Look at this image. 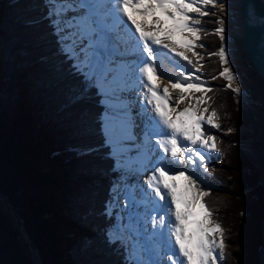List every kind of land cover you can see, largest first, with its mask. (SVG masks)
Returning a JSON list of instances; mask_svg holds the SVG:
<instances>
[{
  "label": "trees",
  "instance_id": "obj_1",
  "mask_svg": "<svg viewBox=\"0 0 264 264\" xmlns=\"http://www.w3.org/2000/svg\"><path fill=\"white\" fill-rule=\"evenodd\" d=\"M49 10L46 0H0V264H35L7 204L42 264H128L109 242L106 208L119 170L101 130L104 97L62 51ZM220 26L215 13L201 18L196 40L197 74L220 124L218 150L202 163L208 194L200 202L223 228L218 264H264L262 173L242 146V102L209 55L228 45L214 34Z\"/></svg>",
  "mask_w": 264,
  "mask_h": 264
},
{
  "label": "snow or ice",
  "instance_id": "obj_2",
  "mask_svg": "<svg viewBox=\"0 0 264 264\" xmlns=\"http://www.w3.org/2000/svg\"><path fill=\"white\" fill-rule=\"evenodd\" d=\"M216 2L217 0H108V14L113 17L114 26L119 28L120 25H124L123 30L127 32V39L124 43L128 47H126L124 53H120L119 51L100 50V45L98 44L100 37H98L96 29L93 27L95 19L94 13L91 12V9L95 7L94 3H90L89 0H48L49 16L54 18L52 19V24L55 27V34L59 38L58 42L62 45V51L65 52L69 59L74 61L73 67L84 77L88 85L96 88L97 94L104 97L101 101L105 106L101 130L104 135V143L111 149L109 154L116 160L118 169L122 166L120 158L124 155L126 141L133 139L132 128L134 126L127 105L121 107L119 117H116V114L111 111L112 104L107 103L111 99V95L106 91V86L110 79H114L113 73L117 70L115 57L118 55L131 54L136 57V60L127 67L126 72L136 74L135 79L144 85L147 93L151 94H145L144 99L146 102L148 104L155 102L152 109L155 115L150 121L152 127L149 131L145 132V136H148L150 131H156L158 135H161L162 139L158 141L159 147L163 149L164 153H170L172 163H179L184 159L186 143L196 146L195 155L199 157L200 161L206 159V156L201 154V149L218 150L216 147V137L210 132L205 135L204 128V125L216 129L220 128V124L213 119L214 117L218 119V113L214 109L211 115L205 118L203 112L208 111L207 107L203 109V112H201L199 107L205 99L203 93L211 92L212 89L208 88L205 90L201 85L188 82L191 76L190 73L189 77H185L183 83L188 88H200L202 96L196 101L195 105L183 108L175 118H172L170 112L176 113L177 107H172L169 112L161 103L162 100L172 99L167 95L168 89L165 88L164 94L161 95L157 87L152 85V75L157 73L155 60L161 53V48L150 46V44L160 45L163 49H167L169 53H175L176 56L181 57L192 67H195L184 52L178 51L174 44L166 43L165 40L170 39L171 33L175 31L188 32L196 40H201L202 37L199 33L202 31V28L198 27L201 25V18L214 15V13L202 10L201 7L194 5L201 4L207 6L211 4L215 6ZM220 7L223 9L225 6L224 4H220ZM128 8H133L138 13L152 14H154L155 9H159L162 15L172 22V26L167 29L168 34L165 36V40H161L156 35L157 32L166 31L162 26L163 21H153L154 24L161 25V27L146 32L143 26L129 15ZM78 9H83L82 17H73V22L64 19L68 12ZM190 13H198L200 18H195ZM84 17L88 18V31L80 32L79 24L74 23V21H78ZM123 17H127V20L123 19ZM128 21L131 23L129 24ZM133 25L135 26L134 31L132 29ZM66 28L75 29V31L65 32ZM136 33H139L138 38ZM214 34L219 35L221 41L226 40L225 28L223 26L216 28ZM78 37L81 43L85 39L88 41L86 47H79L77 44ZM184 46L190 51L196 47L194 42L190 40ZM199 46L204 47L203 44ZM145 52L146 56L143 55ZM194 55L199 54L194 52ZM209 55L218 56L221 64L225 65L219 75L229 82L227 87L232 88L233 83L237 80V76L230 67H227L230 58L225 47L221 46L217 52L209 53ZM200 59H203V57H200ZM195 78L197 80L200 79L198 76ZM181 84L182 81L178 79L172 86L173 88H180ZM233 91L237 93L241 92L240 86L237 84ZM184 99L185 95L182 88L176 101L177 106ZM207 99L211 100V97H207ZM197 113L200 114L197 115ZM181 117H187V119H181ZM117 119L120 125V135L116 134L114 120ZM159 125H163V128H160ZM227 131L231 132L233 129H228ZM188 159L191 160V156ZM165 160L166 157H160L159 163L161 166L153 169L147 183L150 188L154 189L155 196L165 202L159 206L161 209H166L164 215L151 217V222L153 228L157 224L162 227L166 226L171 236H174V243L171 239L168 241V247L171 251L168 259L171 261V264H218V257L223 258L225 250L224 232L219 223L205 227L203 221H195L194 223L197 227L193 230L192 235L187 234L188 218L195 215L193 208L197 204H199L200 208L204 209L205 219L212 215L205 204L200 202L208 193L202 189H197V181L184 172H179L177 176L170 177L168 174L171 169L167 167ZM175 179H183L187 182L184 191H177V186L174 183H170V180ZM119 189V184L113 185L112 191L115 193L113 196L114 202L119 200ZM189 192H198V194H194L189 198L187 195ZM169 197L170 199H168ZM172 205H175V209L172 208ZM181 205H183V209ZM117 206V203H110L106 208V215L111 216V208ZM125 208L132 210L128 212L126 224L123 223L124 217L117 214V221L114 225L115 239H121V233H123L133 241L130 246L126 247L128 264H149L148 259L144 258L146 257L145 249L138 239L141 234L138 228H143L144 232L148 233L147 222L142 221L135 215V199L131 193L125 195ZM165 216L169 217V219L166 220ZM171 217H174V220ZM216 230H219L220 239L217 240L214 237L210 239L207 233L215 232ZM155 236H163V232H152L147 238L152 240V237ZM134 237L137 238L134 239ZM109 242H115L111 234ZM153 250L155 255H159L158 245L154 242ZM217 250L219 251L217 252Z\"/></svg>",
  "mask_w": 264,
  "mask_h": 264
},
{
  "label": "bare ground",
  "instance_id": "obj_3",
  "mask_svg": "<svg viewBox=\"0 0 264 264\" xmlns=\"http://www.w3.org/2000/svg\"><path fill=\"white\" fill-rule=\"evenodd\" d=\"M262 3L264 4V0H261ZM90 3H94L95 7L91 9V12L94 13V19H95V24L93 25V27L96 29V33L98 35V37H100V39L98 40L99 42H103L101 40V37L103 36L104 33L111 31L112 27L114 26V19L111 15L108 14L109 12V8L107 6L108 0H89ZM229 3H221L224 4V8L222 9L220 7V4H218V8L217 6L215 7V11L214 13L217 16V10L218 13L220 15V18H222L223 22L225 23V25L229 26L232 30H235L239 33V35H241V30H242V18L239 12V3L237 0H229ZM232 4L236 5L237 10L235 12H233L231 10L230 6H233ZM129 15L135 19L137 21V23L141 24L144 28V30L146 32L156 29L158 27H161V25L158 24H154L153 21L159 20V21H163V27L165 28V30L167 31V29H169L172 26V22L167 20L166 17L164 15H162L160 10H154V14L152 13H143V12H139L136 15H133L130 11V9H127ZM239 12L238 14V21L235 19L236 16V12ZM232 12V13H231ZM117 15H119V13H117ZM83 16V9H78L76 11H71L68 12L65 16V20L69 21V22H73L72 18L73 17H82ZM218 18V17H217ZM123 19L127 20V17H123ZM219 21V20H218ZM145 22V23H143ZM74 23H78L79 24V31L80 32H87L88 31V18L84 17L83 19H80L78 21H74ZM128 23L130 24L131 22L128 21ZM115 27V26H114ZM116 28V27H115ZM228 28V27H227ZM124 37V41L127 39V32L124 31V25H120L119 28H116ZM132 29L134 31L135 26H132ZM69 31H75V29H65V32H69ZM166 31L164 32H160L158 35V37L161 39V36L163 37V33H166ZM178 33H181L180 31H175L173 32L174 35H177ZM172 34V35H173ZM136 36L138 38V33H136ZM162 40V39H161ZM106 42H103L104 46L106 47ZM150 43V42H149ZM77 44L79 45V47L84 48L87 46L88 41L85 39L83 40V42L81 43L80 38H77ZM150 46L154 47V48H161V53L157 56L160 59L163 58H167L168 59V63L171 67L174 68V75H170V77L166 74H161L160 70H159V62H155L156 63V67H157V73L152 75V85L156 86L159 94L163 95L164 94V89L167 88L168 93H170L171 95L173 94V91L176 89H186V91H184V95H185V99L184 101H181L179 103V105L177 106L176 101H173V99H169V100H162L161 103L164 105L165 109L168 110L170 112L172 107H177V112L176 113H171L170 115L172 116V118H175L178 113L183 109V108H179L182 104L184 105L186 103V100H188L189 98V92L193 89L196 88H188L186 87V84L183 83L185 77H189L188 73L181 69L179 65H182L181 62H179L178 56L175 55V53H169L167 49H163L162 46L160 45H151ZM126 47H128L126 45ZM125 47V49H126ZM111 48H112V52L115 51H119L120 53H124L125 49H122V47L115 41H111ZM226 52L230 58V55L228 52H230V47L228 45H226L225 47ZM108 51V50H107ZM144 56H146V52L143 54ZM116 60V64H117V70L116 72L113 73V77L114 79H110L111 80V86L113 89H115V91H108V93L111 95V99L114 100L113 102H110L111 100L107 101V103L112 104V107L117 109V113L116 117H119V112L121 110V107L123 105H127L128 109L130 110V116H131V120L134 123H137L136 129L134 130V128H132V132H136V134H133V139L127 140L126 141V147L125 149H127L125 153L128 154V161H126L125 163H130L131 166L137 167V175H138V184L134 183V186H139L138 187V191H134L132 189H129L131 192L126 191V193H131L134 196L135 199V215L137 217H139L142 221H146L147 222V228H148V233L144 232L143 228H138V231L141 233L140 236L138 237V239L140 240V242L142 243L144 249H145V255L146 258L149 261V264H171V261L168 259V256L171 255V251L169 250L168 247V241L169 239H171L174 243V236H171V234L168 231V228L162 227L160 225L157 224V226L155 228H153L152 222H151V217H158L159 215H164V212L166 211V209H161L159 208L158 213L155 215L154 214V205L155 204H160L163 205L165 202L161 201L159 197L155 196V191L154 189L150 188L148 186V179L150 177V175L153 172V169L157 166H161L159 163L160 157H166L165 162L168 160L169 162H171L170 159V153L166 154L164 153L163 149H161L159 147V143L158 141L162 139L161 135H158L156 131H150L148 136H145V132L149 131V129H151L152 125L150 124V121L152 119V117L155 115L152 111L153 107H154V103L153 104H148L146 102V100L144 99L145 94L147 95H151L150 93H147V89L144 87V85L142 83H139L136 79H135V75L136 74H129L126 72L127 67L136 60V57L134 55L131 54H125V55H118L115 57ZM177 73H182L181 76L177 75ZM146 79V78H144ZM181 80L182 84L180 88H173V84L176 82V80ZM191 82V81H190ZM193 83V82H192ZM118 87V88H116ZM188 92V94H186ZM114 93V95H112ZM167 93V95H168ZM180 93V92H179ZM192 93V92H191ZM175 94H173L174 96ZM169 96V95H168ZM170 97V96H169ZM184 107V106H183ZM146 109V111H145ZM104 117V115H103ZM181 119H187V117H181ZM138 120H142V129L140 126V123L138 122ZM114 123L116 124V134L120 135V125H119V121L114 120ZM163 128V127H161ZM142 131V132H139ZM195 147L196 146H192L187 148L186 147V152L184 157L188 159L189 156H191V160L194 159L196 157L195 155ZM124 153L125 158L126 154ZM150 158V159H149ZM135 165H132V163ZM180 165H184V163L181 161L179 162ZM186 164V163H185ZM180 168V167H179ZM183 168V167H182ZM180 169L177 170H170L169 171V176H177L178 175V171ZM157 175H159L157 173ZM137 181V180H136ZM178 180H170V183H174L175 185H177L178 183L175 182ZM180 183V182H179ZM133 186V185H132ZM184 186H179V190L180 191H184ZM125 193V194H126ZM125 194L123 197H125ZM170 199V197L168 198ZM125 202V201H124ZM172 208L175 209V205H172ZM120 214H122V216H125V224L127 223L128 220V212L131 211L132 209L129 208H122V203H121V199H120ZM135 219V218H134ZM165 219H169V217L165 216ZM172 220H174V217H171ZM116 223V221L114 222V224ZM195 227L197 226L196 224L194 225ZM163 232V236H155L152 237V240H149L147 237L148 235L150 236L152 232ZM142 236V237H141ZM113 239V237H112ZM115 241H118L117 239H115ZM153 242L156 243L158 245V252L159 255H155L154 254V250H153ZM178 247V246H177ZM40 256V255H39ZM41 258V257H40ZM42 263V261H41Z\"/></svg>",
  "mask_w": 264,
  "mask_h": 264
},
{
  "label": "rangeland",
  "instance_id": "obj_4",
  "mask_svg": "<svg viewBox=\"0 0 264 264\" xmlns=\"http://www.w3.org/2000/svg\"><path fill=\"white\" fill-rule=\"evenodd\" d=\"M46 1L48 4V0H46ZM228 1L229 0H217L215 7L217 6V8H218V4H221L223 2L229 3ZM232 5L233 6H230L231 10L233 12H235L237 10L236 5H234V4H232ZM194 6L201 7L202 10H206V8H205L206 6H204V5L197 4ZM238 14H239V12L237 11L236 16H235V19L237 21H238V19H237ZM190 15L195 17V18H199L198 13H190ZM217 17H218V20H219V23L221 24V26H223L225 28V33L227 35V43L226 44H228V46L231 49L230 52H228L230 55V62H231L230 68L234 71V73L237 76V80L233 83L232 88H230V89L233 91V89L237 86V84L241 88V92H239V93H237L235 91H233V92L238 96V98L242 102L241 108H240V113H241L243 119L246 121V125L241 129V134L243 137L242 146L245 148V150L250 155V157L254 160V162H255L254 164L256 165V167L261 171V173H262V180L261 181H262V184H264V79L256 73V71L251 66V64L247 60L246 56L244 55V52H243L242 46H241L239 33L235 30H232L228 25L227 26L225 25L222 18H220L218 10H217ZM51 19H54V18L51 17ZM143 23H145V22H143ZM159 33L160 32H157L156 34H159ZM167 34H168L167 31H166V33H163V37L161 36V39L165 40V36ZM172 34H173V32L171 33V38L168 40H165V42L170 43V44H174L177 47L178 51L184 52V54L189 58V60H191L193 62V64L195 65V67H192V65L188 64L187 61L183 60L181 57L178 56V58L180 59V61L182 63V65H179L180 68L183 70L186 69L185 71L188 73L189 76L191 73V76H190V79L188 82L191 81V83L193 82L194 84L201 85L204 89H207L209 86L197 74V66H198L199 62H198L197 56L194 55V52L197 53V50H196L197 42H196L195 37H193L188 32H181V33H178L177 35H174V34L172 35ZM61 35H63V33H61ZM189 40L193 41L194 44L196 45V47L191 51L188 50L184 46L186 44V42ZM100 47H101V45H100ZM123 49H125V48H123ZM181 74L182 73H177V75H179V76H181ZM197 76L200 78L199 80H197L195 78ZM111 88H112L111 80H109L108 85L106 86V91L107 92L110 91ZM116 88H118V87H116ZM112 89H111V91H112ZM113 91H115V89H113ZM184 91H186V89ZM168 92H170V91H168ZM179 92L181 93V89L180 90L176 89L173 91V94H175L174 96H173V94L172 95L170 94L171 92L168 93V95L173 99V101H177V99L179 98V95H180ZM186 94H188V92ZM203 95H204V93H203ZM201 96H202V92H201L200 88H196V89L191 90L189 92L188 100H186V103L184 105L182 104L179 108L192 107L193 105L196 104V101ZM110 100H111L110 102L114 101L112 99H110ZM199 107H200L201 112H203V109L205 107H207L208 111L203 112V115L205 116V118H207L211 115L212 110H211L210 106L207 104L206 99H204V101L200 104ZM111 111L114 113L118 112L117 109H115L113 107H112ZM199 114L200 113H197V115H199ZM213 119L216 120L215 117ZM138 122L140 123L141 129H142V127H143L142 120H138ZM136 126H137V123H134V126H133L134 130L136 129ZM204 128H205V135L209 134V132H210L212 135H214L216 137V147H217L218 141L220 139L219 130L216 128L210 127L208 125H204ZM139 132H142V131H139ZM134 133L136 134L135 131H134ZM136 136H137V134H136ZM126 150L127 149L124 150V153L127 152ZM214 152H215V150L210 151L207 149H201V154L206 156V159L204 161H206L207 157ZM125 154H126L127 158H125L124 155L120 158L122 166L119 167V169H118L119 170V173H118L119 178H118V180H116V184L120 185L119 200L115 201V202L113 201V196L115 195V193H113V191H112V197H111L112 198L111 203H117L118 206L111 208L112 215L108 216V218H109L108 227L111 230V233L113 235L114 240H115L114 225L116 224V223L114 224V222L117 221V214H120V210H119L120 199H121V203H122V208H125V202H124L125 197H123L124 194L129 189H132L133 192L134 191L137 192L138 187H139L138 185L134 186V183L138 184V182H139L138 179H136V178H138L137 167L133 168L130 163L129 164L125 163L126 161L129 162L128 154L127 153H125ZM171 161H172V158H171ZM182 162L184 163V165H180V163H172L169 161H166L165 164L171 170L172 169L173 170L180 169L177 173L184 172L186 175H190L193 179H195L197 181V189H202L204 191V188L206 187L207 184L205 182V177H206L205 171H204L203 166H202L203 161H200L199 157L196 156L192 160H187V158L184 157ZM131 163H132V165L135 164V163L133 164V162H131ZM175 180H178V181H175L178 183L176 185L177 191H180L179 186H184V188L186 187L187 182L184 181L183 179H175ZM125 186H127V187H125ZM128 192H131V191L129 190ZM194 194H198V192H189L187 195L190 198ZM6 206H8V205H6ZM181 208L183 209V205H181ZM10 210H11L12 215L14 216V219L16 221H18L16 219L15 214H17V213H16L15 209H13L15 213L13 212V210L11 208H10ZM193 211L195 212V215L188 218V224H187V234L188 235H192L193 230L197 227V226L196 227L194 226L195 221H203L205 227H209V226H212L215 224L214 222H210L208 218L205 219V213L199 207V204H197L193 208ZM120 215L122 216V214H120ZM123 217H124L123 223H125V216L123 215ZM20 227H21V225H20ZM207 235L210 239L213 237L217 240L220 239L219 230H216L215 232H209V233H207ZM136 238L137 237H134V239H136ZM117 240L121 246V249L123 248V254L127 258L128 253L126 252V247L130 246L133 243V241L131 239H129L123 233H121V239H117ZM224 242H225V239H224ZM218 251L219 250H217V252ZM30 252H32V251L30 250ZM31 255L33 257L32 253H31ZM234 257L235 256H233V261L235 260ZM144 258L147 259L146 257H144ZM220 259L221 258L218 257V263H219ZM34 260H35V258H34ZM35 264H36V261H35ZM235 264H237V263L235 262Z\"/></svg>",
  "mask_w": 264,
  "mask_h": 264
},
{
  "label": "water",
  "instance_id": "obj_5",
  "mask_svg": "<svg viewBox=\"0 0 264 264\" xmlns=\"http://www.w3.org/2000/svg\"><path fill=\"white\" fill-rule=\"evenodd\" d=\"M237 1L239 3V12L242 18V30L240 35L242 50L256 73L264 79V4L261 0ZM0 199H4L1 193ZM7 205L12 210L14 209L11 204ZM15 215L16 219L20 222L23 238L32 251L31 253L35 258L36 264H42L37 247L32 244L25 229L24 221L17 214Z\"/></svg>",
  "mask_w": 264,
  "mask_h": 264
}]
</instances>
